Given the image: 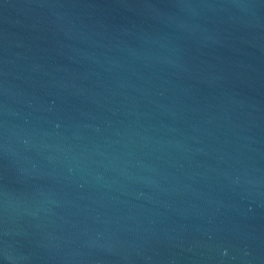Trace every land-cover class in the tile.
Here are the masks:
<instances>
[{"label":"water","instance_id":"95a60500","mask_svg":"<svg viewBox=\"0 0 264 264\" xmlns=\"http://www.w3.org/2000/svg\"><path fill=\"white\" fill-rule=\"evenodd\" d=\"M0 264H264V0H0Z\"/></svg>","mask_w":264,"mask_h":264}]
</instances>
